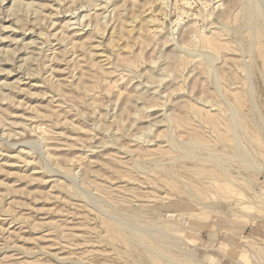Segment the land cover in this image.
<instances>
[{
	"label": "rangeland",
	"instance_id": "374dc122",
	"mask_svg": "<svg viewBox=\"0 0 264 264\" xmlns=\"http://www.w3.org/2000/svg\"><path fill=\"white\" fill-rule=\"evenodd\" d=\"M164 1L168 6L160 0H22L14 6L0 0V264H133L116 225L150 233L146 215L129 210L147 212L153 204L165 207L161 219L188 223L190 214H199L205 220L194 236L152 233L182 257L192 256L190 264H264V210L248 201L255 186L235 184L228 200L203 193L197 205L177 209L179 181L158 172L166 162L184 160L195 163L170 165L182 176L202 164L215 170L213 159L189 140L229 136L209 117L220 110L222 117L234 116L222 86L235 88L230 76L244 74L229 30L233 1L179 0L177 8L174 0ZM202 3L212 11L204 20L182 14L200 15ZM180 15L181 27L192 26L197 38L216 33L214 54L180 35V27L171 31ZM173 52L191 62L178 66ZM205 62L213 67L206 81L199 67ZM193 106L207 111L204 124L194 122ZM144 151L145 159L136 158ZM258 187L264 193V173Z\"/></svg>",
	"mask_w": 264,
	"mask_h": 264
},
{
	"label": "bare ground",
	"instance_id": "6f19581e",
	"mask_svg": "<svg viewBox=\"0 0 264 264\" xmlns=\"http://www.w3.org/2000/svg\"><path fill=\"white\" fill-rule=\"evenodd\" d=\"M153 1H156V0H153ZM160 1H162L163 4L165 3L164 0H160ZM178 1L179 0H174L175 7L177 6ZM231 1H233V4H236L235 5L236 6V17H235V21L233 22V25L231 26L229 30L234 37V42L237 46V50L240 52V55L242 58L240 67H241V70L244 72V74H243V79L241 80L238 78H236L235 80L232 78V76H230L232 84L237 85L235 88L232 87L233 85L228 86V87L222 86L226 94V103L228 104V106L231 107L230 110H232V112L234 113V116H232V118L222 117L221 113L223 111L216 110L217 112L209 117L211 118L212 122L217 123L218 127L224 134H228L229 136L228 137L223 136L222 139H213L212 141L208 143H202V142H196V141L189 140V142L193 146H195L193 147L191 145L193 147L192 149L197 150V151L201 150L204 153H206L210 157V159H213L212 163L211 162L210 163H211V167L215 169L214 171H207L210 165L202 164L199 169L189 168L190 171H192V175L190 174L189 176H182L181 174L178 173L177 170L173 169L174 167L173 168L170 167V165H174L175 167H178V169L183 168L184 167L183 163L185 162H189L193 164L195 163L194 161H191V160H184L181 162H174V161L166 162L158 169V172L162 173L168 179L179 181V188L180 190L183 191V196L179 198L177 201V204H176L177 209L182 208V206L186 203L197 205L199 201V197L203 193H212L216 195L217 197H220V199H224V198L227 199V196L230 197L231 193L233 192L231 187L237 184L238 187L236 189H240V190L247 189L249 185L255 186V189L252 190L253 191L252 196L248 197V201L254 206H257V208L264 210V193L260 191V188L258 187V183L260 182L262 174L264 173V45H262V43L258 41V39L260 38L264 41V0H231ZM20 2H22V0H13L11 6H14L16 3L20 4ZM188 2L184 1L182 3L190 4ZM168 4L169 3L167 4L165 3V5L167 6ZM87 5H90V3H88ZM24 6H27L28 8L29 6H32V3L25 4ZM84 7L86 6L81 5L79 8H84ZM201 7L203 8V10L201 9L202 13L201 14L199 13L200 15L190 14L189 12H185V11L184 12L181 11V12H183L182 14L186 15V17H190V19L193 21H195L196 19L204 20L205 18H207V16H209L212 13V11L208 10L207 3H202ZM77 8L78 7H76V9L74 8L72 11L70 10L69 11L72 14H74L75 12L73 13V11H76ZM182 21L183 20L181 19V15H180L177 18V20L171 23V28H170L171 31H176L180 27V29L178 30L180 31L179 32L180 35L184 33L186 37L189 36L191 37V39L192 37L195 38L196 42L199 45H202V47L205 50L212 52V54H214L215 53L214 46H215L216 41L218 40H216V37L214 38V35H212V33L213 34H216V33L208 32V34L206 33L202 34L197 38V35L195 33H191L190 31L192 26L185 27L186 25H184L183 27H181V24H184ZM224 23L226 22L223 21V19L222 20L218 19L217 21L218 29L224 28L226 26V25L224 26ZM174 40H175L174 38L171 39V41H174ZM180 41H181V37H180ZM183 51L184 50H182L181 52ZM195 58L197 59L198 57H195ZM195 58H193L192 56L193 61ZM172 61L177 63L178 66H181L183 64L185 65L187 64V62H191V60L187 56H182V53L181 55L174 53L172 55ZM199 67H200V74L204 77V80L205 81L209 80V78L213 74L212 73V69H213L212 63L210 62L201 63V66ZM163 71L165 70L163 69ZM216 76H218L219 78V75L216 74ZM197 78L199 79V77ZM228 81L230 82V80ZM187 88L189 89L188 86ZM240 91L243 92L242 96H239L238 94V92ZM173 94L174 93H172V95ZM188 94L189 93H187L186 96ZM158 98L162 99L163 97L159 95ZM243 104L244 105L247 104L246 110L244 109ZM208 107H210V105ZM218 107L220 108V106ZM193 109L194 111L192 112V114H194V116L196 117V119H194L195 120L194 122L199 123V124H204V121L202 120L201 115L206 114L207 111H205L204 109H201V110L197 109L196 107L194 108V106H193ZM163 113H166V112L164 111ZM167 122H168V125L171 127L173 123H171L170 120H168ZM151 125H154V124H151ZM147 132H150V131L147 130ZM141 134H144L143 131ZM146 135H145V138H148L146 137ZM139 136L140 138L142 137V140H143L144 138L143 135L142 136L139 135ZM257 136L260 137L259 138L260 140L257 138ZM229 138L233 139L236 144H234L233 146L229 145L226 142L227 139ZM136 141H137V136H136ZM139 141L141 140L139 139ZM149 141L150 140H148V142ZM109 143L112 144V141H110ZM259 143L263 145V149L259 147ZM139 144H141V142ZM173 149L175 150V146ZM230 149L232 150V152L228 151ZM182 152L183 154L185 153L184 151ZM147 156H148L147 151H144V152H141V154H138L136 158L145 159ZM200 158L204 159V157H200ZM136 167L138 168V166ZM71 192L75 196L81 197L80 193L77 190L71 189ZM182 198L186 199L187 202H183ZM162 208H165V207L161 205L153 204L148 208L147 212L144 211L143 209H130L129 210L130 212L133 213L131 214L133 217L135 216L140 217V216L146 215L145 217L149 219L150 225L153 226V229L150 230V233H147V231L145 233V231L141 232L140 230H129L128 228L124 226L116 225V228L118 232L120 233L121 238L123 239V243L126 244L124 245L126 247V251L124 253L125 257L128 260H130L133 264H190L191 263V260L193 259L192 256H190L188 259L182 257L179 254L180 252L178 250L172 249L164 241L155 238V236L152 233H155V232L160 233V234L166 233L168 235V234H171L172 232H178L182 234L183 236H194L196 233L195 230L198 229L200 226H202V224L206 223L205 220H202L199 214H196V215L190 214L188 223H185V221L182 218H179L178 220H173V221L161 219L160 216H161ZM172 211H175V210H172ZM135 219L138 220L139 218H135ZM124 224H127V223H124ZM166 234L164 236H167ZM249 251L251 252V255H253V257L256 260L260 261L261 257L259 256L260 254L258 252L254 250H249Z\"/></svg>",
	"mask_w": 264,
	"mask_h": 264
}]
</instances>
